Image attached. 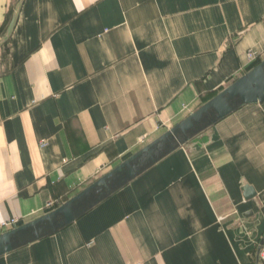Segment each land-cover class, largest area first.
<instances>
[{
  "label": "crops",
  "instance_id": "crops-1",
  "mask_svg": "<svg viewBox=\"0 0 264 264\" xmlns=\"http://www.w3.org/2000/svg\"><path fill=\"white\" fill-rule=\"evenodd\" d=\"M262 57L264 0H0V224L51 210ZM188 140L0 264H254L264 101Z\"/></svg>",
  "mask_w": 264,
  "mask_h": 264
},
{
  "label": "water",
  "instance_id": "water-1",
  "mask_svg": "<svg viewBox=\"0 0 264 264\" xmlns=\"http://www.w3.org/2000/svg\"><path fill=\"white\" fill-rule=\"evenodd\" d=\"M257 101H264V57L51 210L1 231L0 255L65 227L222 116L241 104ZM241 190L244 198L254 193L247 184ZM263 242L264 232L256 246L254 264H258Z\"/></svg>",
  "mask_w": 264,
  "mask_h": 264
},
{
  "label": "built area",
  "instance_id": "built-area-1",
  "mask_svg": "<svg viewBox=\"0 0 264 264\" xmlns=\"http://www.w3.org/2000/svg\"><path fill=\"white\" fill-rule=\"evenodd\" d=\"M245 55L248 61H252L256 56V54L249 49L245 51ZM16 221V218H9L8 220L1 222L0 226L7 229L10 228L13 224H16ZM258 264H264V242L261 244L258 251Z\"/></svg>",
  "mask_w": 264,
  "mask_h": 264
},
{
  "label": "rangeland",
  "instance_id": "rangeland-1",
  "mask_svg": "<svg viewBox=\"0 0 264 264\" xmlns=\"http://www.w3.org/2000/svg\"><path fill=\"white\" fill-rule=\"evenodd\" d=\"M196 107V106H195ZM188 112V111H187ZM189 143V140L188 141H186V142H184V143H182L181 145L182 146H185L186 147V145ZM259 240V239H258ZM258 240L255 242V247H256V245H257V242H258ZM253 255L254 254H250L249 256L251 257V263L250 264H252V259H253Z\"/></svg>",
  "mask_w": 264,
  "mask_h": 264
},
{
  "label": "trees",
  "instance_id": "trees-1",
  "mask_svg": "<svg viewBox=\"0 0 264 264\" xmlns=\"http://www.w3.org/2000/svg\"><path fill=\"white\" fill-rule=\"evenodd\" d=\"M252 66V65H251Z\"/></svg>",
  "mask_w": 264,
  "mask_h": 264
}]
</instances>
